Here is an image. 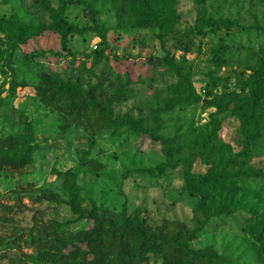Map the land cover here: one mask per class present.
<instances>
[{"label":"rangeland","instance_id":"374dc122","mask_svg":"<svg viewBox=\"0 0 264 264\" xmlns=\"http://www.w3.org/2000/svg\"><path fill=\"white\" fill-rule=\"evenodd\" d=\"M63 18L64 47L41 0H0V159L37 143L0 170V264H264V0H68ZM121 213L182 252L97 245L87 230Z\"/></svg>","mask_w":264,"mask_h":264},{"label":"trees","instance_id":"16d2710c","mask_svg":"<svg viewBox=\"0 0 264 264\" xmlns=\"http://www.w3.org/2000/svg\"><path fill=\"white\" fill-rule=\"evenodd\" d=\"M41 2L44 9L51 15L53 28L60 36L61 45L64 47L67 34L76 29L75 26L66 22L63 18L68 0H57L55 6H53L49 0H41ZM143 18L148 22L151 17L149 16ZM211 28L215 29V27ZM197 32L203 33L205 31L198 29ZM248 69L251 101L256 103L260 94L264 92V58L258 59ZM70 87L73 89V91L78 92L75 84L71 83ZM89 102L92 105L95 104L94 101ZM107 120L114 126H127L136 131L146 132L152 138L159 139V136L156 135L151 129L142 128L137 121H134L130 117L111 118L109 115H107ZM154 123L157 124V121H154ZM213 126L214 130H216L218 123L215 122ZM20 137L21 136H14L13 139L17 140ZM36 144L37 143L26 144L23 146V149L20 153L11 154L1 158L0 170L17 171L25 167L30 162V152L36 147ZM247 155L248 154H246L245 157H248ZM167 161L170 164L182 162L185 166L187 165V163H185L186 161H184V159L181 157H177L175 160H173V157L170 154H167ZM69 208L71 212L79 218L88 217L96 221L92 209H82L75 201L74 195L71 196ZM229 211V204H223L219 209V212L224 214L229 213ZM58 231H62L61 225L54 223V225L49 229L47 235L43 234L37 236L34 239H30L26 241V245L34 249L44 247L47 244L45 240L48 234L53 235ZM87 232L98 238L97 245L101 243V240H106L104 242H107V245H111L112 242L117 241L119 246H124L128 239L132 238L137 240L138 246L140 248L150 250L152 252L165 251L166 253L171 254H180V252H182L180 247L178 246L177 248V245L172 243L167 237L151 232L148 226L145 224L144 219L139 218L137 214H133L131 217L126 216L123 213H121L116 218L108 216L104 221V226L96 223L95 227L88 229ZM190 254L191 257L186 260V263L201 260L204 264H218L215 258V251L210 248L199 249L197 251H193V253Z\"/></svg>","mask_w":264,"mask_h":264}]
</instances>
